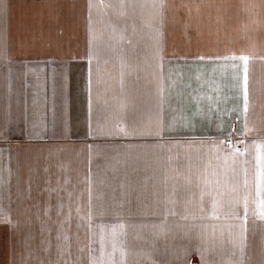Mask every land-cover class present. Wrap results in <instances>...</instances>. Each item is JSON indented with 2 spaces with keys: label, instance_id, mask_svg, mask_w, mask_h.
Instances as JSON below:
<instances>
[{
  "label": "crops",
  "instance_id": "0c3cea01",
  "mask_svg": "<svg viewBox=\"0 0 264 264\" xmlns=\"http://www.w3.org/2000/svg\"><path fill=\"white\" fill-rule=\"evenodd\" d=\"M85 173L90 204L143 207L151 264H264V0H0L3 264L18 191Z\"/></svg>",
  "mask_w": 264,
  "mask_h": 264
},
{
  "label": "rangeland",
  "instance_id": "374dc122",
  "mask_svg": "<svg viewBox=\"0 0 264 264\" xmlns=\"http://www.w3.org/2000/svg\"><path fill=\"white\" fill-rule=\"evenodd\" d=\"M83 144L86 143H75V148ZM26 145L18 143V147ZM108 145L92 143V173L99 171V161L103 160ZM66 147L73 149L72 143ZM40 149V143H33L30 168L34 174L45 161ZM89 164L86 159L82 165ZM81 178L82 183L70 185L58 194L50 187L48 191L41 189V184L36 182L32 189L18 191L31 199L32 204L26 219L16 225V264H143L144 259H149L151 264L158 239L154 238V223L132 221L133 215L140 213L143 207L92 205V195L106 191L92 190V182L97 179L94 174H81ZM73 196L81 198V205H68ZM1 258L0 253V264H3L5 260Z\"/></svg>",
  "mask_w": 264,
  "mask_h": 264
}]
</instances>
